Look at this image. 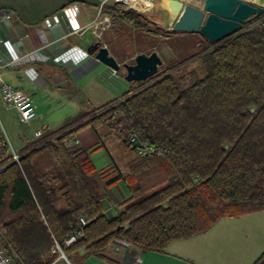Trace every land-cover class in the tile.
<instances>
[{
    "label": "trees",
    "instance_id": "16d2710c",
    "mask_svg": "<svg viewBox=\"0 0 264 264\" xmlns=\"http://www.w3.org/2000/svg\"><path fill=\"white\" fill-rule=\"evenodd\" d=\"M102 13L158 38L181 34L118 3ZM205 42L178 65L130 83L121 100L43 131L18 153L19 163L1 154L0 244L17 264H53L55 243L73 264H118L107 253L115 241L165 254L173 241L204 234L221 219L264 211V15ZM195 61L198 69L181 74ZM88 127L136 152L123 178L130 197L113 218L105 215V190L121 177L106 180L90 155L69 143ZM0 140L6 144L1 133ZM81 218L84 236L66 248Z\"/></svg>",
    "mask_w": 264,
    "mask_h": 264
},
{
    "label": "crops",
    "instance_id": "0c3cea01",
    "mask_svg": "<svg viewBox=\"0 0 264 264\" xmlns=\"http://www.w3.org/2000/svg\"><path fill=\"white\" fill-rule=\"evenodd\" d=\"M112 3L0 0V75L4 82L32 99L38 109L39 130H57L61 126L52 123L54 120L67 121L90 113L121 100L129 90L124 71L116 72L87 53L88 47L98 41L109 49L108 44L117 38L114 30L123 24H112L111 17L102 13L103 5ZM141 10L156 27L164 31L171 27L167 13L157 3ZM155 51V47H149L121 60L112 51L110 54L119 64H134L138 54ZM0 101L6 111L17 115L16 110L4 104L1 95ZM75 139L98 172L106 175L114 165L121 177L105 190V215L113 218L118 205L130 197L123 180L129 162L116 166L110 158L104 161L97 156L93 160L102 147L99 132L91 127L79 132ZM107 253L118 264H264V211L221 219L204 234L173 241L165 254L136 251L118 241L110 245Z\"/></svg>",
    "mask_w": 264,
    "mask_h": 264
},
{
    "label": "rangeland",
    "instance_id": "374dc122",
    "mask_svg": "<svg viewBox=\"0 0 264 264\" xmlns=\"http://www.w3.org/2000/svg\"><path fill=\"white\" fill-rule=\"evenodd\" d=\"M112 1L113 3L120 4L126 11L132 10L140 12L141 14H145L146 12L139 8L137 9L135 7L129 6L124 0H119V2L115 0ZM191 1L192 0H190L189 2L191 3ZM244 1L255 6H263L264 3V0ZM145 17L147 18V16ZM114 34L117 38L109 43L108 46L110 49L109 51L113 52L115 58L121 60L123 57L132 55L135 51L147 49L149 47H155V52L158 53L162 60V65L159 68V72L185 61L192 55L196 54L199 50H201L203 46L206 45L205 39L200 34L182 33L179 35L167 37L166 39H160L158 37L136 31L125 24L117 26L114 30ZM198 68L199 63L198 61H195L194 63H190L189 65L183 67L181 74H186L187 71ZM81 115L82 114H79V117ZM72 119L70 118L68 120ZM36 120L31 122V124L29 125L21 124L18 121L16 113L13 111H6L5 107L0 101V124L10 144L17 153H19L27 145L28 141H34L37 139L35 133L39 130L40 126L39 121ZM52 123H54L55 125H60L62 127L66 123V120H54ZM98 132L101 139V144H99V147L102 148L98 153H95V155H93V160H95L97 156H100L102 160L106 161L111 159L110 162L113 161L116 166H119L126 161H131L135 157L134 152L130 148L126 147L109 131L100 129ZM128 149L131 151H129ZM113 167L114 168L110 170V173H106V180H110L118 176L114 165ZM70 263L73 264L72 261H70ZM59 264H64V262H60ZM82 264L102 263L97 258H90L83 260Z\"/></svg>",
    "mask_w": 264,
    "mask_h": 264
},
{
    "label": "water",
    "instance_id": "95a60500",
    "mask_svg": "<svg viewBox=\"0 0 264 264\" xmlns=\"http://www.w3.org/2000/svg\"><path fill=\"white\" fill-rule=\"evenodd\" d=\"M152 5L157 3L171 20L168 32L200 34L211 44L220 42L242 30L253 20L264 15L263 6H255L244 0H192L201 2L195 6L186 0H148ZM87 53L116 72L124 71L128 83L144 82L159 72L162 65L157 52L147 55L138 54L134 64H119L110 54L109 49L100 41L88 47ZM134 146L141 148L138 140Z\"/></svg>",
    "mask_w": 264,
    "mask_h": 264
},
{
    "label": "built area",
    "instance_id": "2783aa9c",
    "mask_svg": "<svg viewBox=\"0 0 264 264\" xmlns=\"http://www.w3.org/2000/svg\"><path fill=\"white\" fill-rule=\"evenodd\" d=\"M119 2V0H115ZM0 95L4 104L11 109L16 110L18 115V121L21 124L29 125L31 122L38 118V109L33 104L32 99L27 95L23 90L15 88L10 84L3 81L0 75ZM0 133L6 141V144L0 140V156L4 154H12L15 162H20V156L16 152V150L10 144L4 130L0 124ZM43 135V130H38L35 133L37 138ZM73 142L77 143V140H69V143ZM3 154V155H1ZM145 154V153H144ZM2 170V169H1ZM87 225L85 219L81 218L79 227L64 241V246L66 248L73 247L78 240L83 238L84 236V227ZM52 252L57 255V259L53 264H59L60 262H64V264H71L68 257L65 255L62 246L59 243H55V246L52 248ZM0 264H17L14 258L10 255L8 250H6L0 244ZM105 264H109L105 262Z\"/></svg>",
    "mask_w": 264,
    "mask_h": 264
},
{
    "label": "bare ground",
    "instance_id": "6f19581e",
    "mask_svg": "<svg viewBox=\"0 0 264 264\" xmlns=\"http://www.w3.org/2000/svg\"><path fill=\"white\" fill-rule=\"evenodd\" d=\"M129 6L135 7V8H139V9H145L147 8L149 5H151V7H153V5L148 1V0H124ZM188 3H190V0H186ZM191 4L195 5V6H202L201 2H195V1H191Z\"/></svg>",
    "mask_w": 264,
    "mask_h": 264
}]
</instances>
